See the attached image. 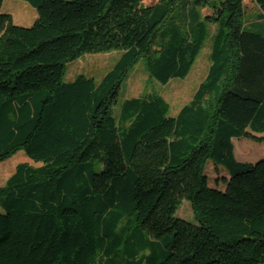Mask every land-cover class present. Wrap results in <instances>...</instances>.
<instances>
[{"label": "trees", "instance_id": "1", "mask_svg": "<svg viewBox=\"0 0 264 264\" xmlns=\"http://www.w3.org/2000/svg\"><path fill=\"white\" fill-rule=\"evenodd\" d=\"M3 1L0 162L41 166L0 187V264H264V158L240 162L233 143L264 135V0L252 15L243 0H22L30 28ZM213 26L208 73L175 117L160 96L120 102L142 60L162 85L185 80ZM112 51L100 82H64L70 62Z\"/></svg>", "mask_w": 264, "mask_h": 264}, {"label": "rangeland", "instance_id": "2", "mask_svg": "<svg viewBox=\"0 0 264 264\" xmlns=\"http://www.w3.org/2000/svg\"><path fill=\"white\" fill-rule=\"evenodd\" d=\"M210 1L217 4L220 2V0ZM159 2L160 0H144L142 5L148 7L156 5ZM243 3L247 14L252 15L257 12L258 8L254 0H243ZM1 12L10 14L13 17L14 23L24 28L32 27L38 18L37 11L22 0H4ZM215 28L214 26L210 28V38L185 80L175 79L167 85H162L149 78L145 62L142 60L131 70L129 77L123 82L120 92V102L137 97L160 96L164 98L171 108L169 115L175 117L180 109L191 101L199 84L208 73L211 64L209 55ZM120 56V51L86 54L67 64L64 82H73L78 75H85L100 82L112 70ZM259 137H261V142L248 138H240L233 141L235 156L238 161L256 163L264 158V135ZM23 163H29L36 167L41 166L40 164L33 163L24 151L18 152L5 162H0V187L4 186L7 180L14 174L16 167ZM206 174L210 179L211 187L223 189L224 185L221 180L224 177L228 178V175L221 167L217 168L209 162ZM2 212L0 208V213ZM177 217L189 223H195L193 210L188 201L183 202L177 212Z\"/></svg>", "mask_w": 264, "mask_h": 264}, {"label": "crops", "instance_id": "3", "mask_svg": "<svg viewBox=\"0 0 264 264\" xmlns=\"http://www.w3.org/2000/svg\"><path fill=\"white\" fill-rule=\"evenodd\" d=\"M258 8V7H257Z\"/></svg>", "mask_w": 264, "mask_h": 264}]
</instances>
